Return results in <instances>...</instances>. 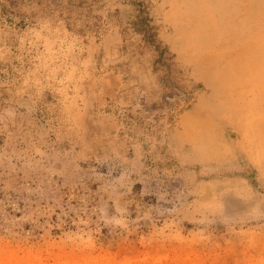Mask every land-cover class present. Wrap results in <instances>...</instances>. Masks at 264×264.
Masks as SVG:
<instances>
[{
  "label": "rangeland",
  "instance_id": "374dc122",
  "mask_svg": "<svg viewBox=\"0 0 264 264\" xmlns=\"http://www.w3.org/2000/svg\"><path fill=\"white\" fill-rule=\"evenodd\" d=\"M0 264H264V0H0Z\"/></svg>",
  "mask_w": 264,
  "mask_h": 264
},
{
  "label": "trees",
  "instance_id": "16d2710c",
  "mask_svg": "<svg viewBox=\"0 0 264 264\" xmlns=\"http://www.w3.org/2000/svg\"><path fill=\"white\" fill-rule=\"evenodd\" d=\"M83 3V2H82ZM87 7V6H86ZM149 36V35H148Z\"/></svg>",
  "mask_w": 264,
  "mask_h": 264
},
{
  "label": "bare ground",
  "instance_id": "6f19581e",
  "mask_svg": "<svg viewBox=\"0 0 264 264\" xmlns=\"http://www.w3.org/2000/svg\"><path fill=\"white\" fill-rule=\"evenodd\" d=\"M202 3V2H201Z\"/></svg>",
  "mask_w": 264,
  "mask_h": 264
}]
</instances>
